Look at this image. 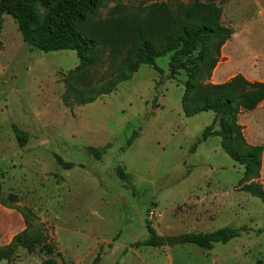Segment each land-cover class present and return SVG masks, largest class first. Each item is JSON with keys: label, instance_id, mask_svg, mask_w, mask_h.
I'll return each mask as SVG.
<instances>
[{"label": "rangeland", "instance_id": "obj_1", "mask_svg": "<svg viewBox=\"0 0 264 264\" xmlns=\"http://www.w3.org/2000/svg\"><path fill=\"white\" fill-rule=\"evenodd\" d=\"M153 1L168 0L104 2L92 21ZM215 1L234 32L207 81L237 73L264 81V0ZM169 61L170 54L155 59L161 72L141 64L110 94L83 103L67 92L89 82L75 72L76 52L32 48L14 18L1 14L0 248L19 234L25 240L0 264H264V201L243 189V166L220 137L201 139L213 112L184 114L186 72ZM238 121L248 143L263 145L256 182L264 189V101ZM12 124L25 134L23 145ZM88 147L102 148L101 157ZM55 155L73 166L61 168ZM223 226L247 230L210 250L142 244L149 228L164 237Z\"/></svg>", "mask_w": 264, "mask_h": 264}, {"label": "trees", "instance_id": "obj_2", "mask_svg": "<svg viewBox=\"0 0 264 264\" xmlns=\"http://www.w3.org/2000/svg\"><path fill=\"white\" fill-rule=\"evenodd\" d=\"M118 0H0V16L10 14L22 40L43 52L74 50L79 60L75 72L88 76L82 87L67 86L83 102L108 95L117 85L129 79L141 64L161 72L155 59L170 54L169 66L183 69L182 108L186 116L212 111L210 124L204 127L201 139L220 137V146L243 166V189L264 201V189L256 182L260 175L263 145L246 141L238 116L255 109L264 101V81L250 80L237 73L220 83L207 79L220 58L222 45L231 37L233 28L222 24V8L215 0H168L124 4L121 12L92 21L104 2ZM106 61L103 75L93 80L94 71ZM218 124L219 128H215ZM12 130L20 145L26 136L15 124ZM137 136L133 132L127 143ZM195 146V145H194ZM96 159L102 148L88 147ZM55 162L70 169L72 162L55 155ZM120 179L128 174L116 167ZM247 228L223 226L207 232H187L180 235L182 243H191L210 250L217 242L227 243L246 232ZM142 242L160 246L164 237L149 228ZM26 237V236H25ZM25 240V238H24ZM21 234L0 248V259L11 254L13 247L23 244ZM43 264H58L45 259ZM91 264H96L93 260ZM259 264H262L259 262Z\"/></svg>", "mask_w": 264, "mask_h": 264}, {"label": "water", "instance_id": "obj_3", "mask_svg": "<svg viewBox=\"0 0 264 264\" xmlns=\"http://www.w3.org/2000/svg\"><path fill=\"white\" fill-rule=\"evenodd\" d=\"M164 240H165L166 244H168V245H172V244L181 242L180 236H174V235L164 236Z\"/></svg>", "mask_w": 264, "mask_h": 264}, {"label": "crops", "instance_id": "obj_4", "mask_svg": "<svg viewBox=\"0 0 264 264\" xmlns=\"http://www.w3.org/2000/svg\"><path fill=\"white\" fill-rule=\"evenodd\" d=\"M180 236V235H179ZM132 264V263H131ZM133 264H142V263H135V262H133Z\"/></svg>", "mask_w": 264, "mask_h": 264}]
</instances>
